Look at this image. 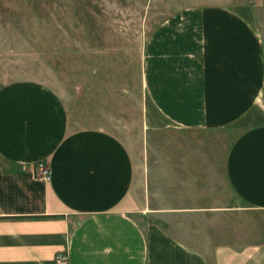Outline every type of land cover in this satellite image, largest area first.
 Segmentation results:
<instances>
[{
    "label": "crops",
    "instance_id": "obj_1",
    "mask_svg": "<svg viewBox=\"0 0 264 264\" xmlns=\"http://www.w3.org/2000/svg\"><path fill=\"white\" fill-rule=\"evenodd\" d=\"M254 8L240 0L191 5L151 31L141 64L142 124L146 130L234 132L223 180L240 209L260 215L264 58ZM38 163L49 169V181L37 174ZM208 178L170 177L178 183L166 188L209 195L215 186L204 182ZM135 179L124 144L103 129L72 130L51 88L30 80L0 86V264H60L58 254L65 264H264L263 219L256 223L241 213L248 221L244 231L232 229V243L218 231L193 247L146 221L164 210L141 203ZM222 208L172 211L221 214ZM213 225L218 230L219 223Z\"/></svg>",
    "mask_w": 264,
    "mask_h": 264
},
{
    "label": "rangeland",
    "instance_id": "obj_2",
    "mask_svg": "<svg viewBox=\"0 0 264 264\" xmlns=\"http://www.w3.org/2000/svg\"><path fill=\"white\" fill-rule=\"evenodd\" d=\"M240 1L255 5L264 58V0ZM205 3L218 0H0V86L37 81L58 95L72 130L99 128L115 136L133 160L136 197L149 209L164 210L146 221L178 240H190L193 247L218 231L225 244L232 243V229L245 230L248 220L241 213L247 211L223 180L235 133L146 130L141 64L147 37L162 20ZM262 96L264 105V90ZM190 173L212 176L204 182L214 183L217 193L186 196V190L166 188ZM170 177L177 179L170 183ZM218 204L229 208L221 214L172 211ZM247 215L256 223L264 220V214Z\"/></svg>",
    "mask_w": 264,
    "mask_h": 264
},
{
    "label": "built area",
    "instance_id": "obj_3",
    "mask_svg": "<svg viewBox=\"0 0 264 264\" xmlns=\"http://www.w3.org/2000/svg\"><path fill=\"white\" fill-rule=\"evenodd\" d=\"M38 172L37 174L40 175V177L45 180L46 182L50 180V174H49V169L44 163H38L37 164ZM56 260L60 264H65L67 260H65V256L58 254L56 256Z\"/></svg>",
    "mask_w": 264,
    "mask_h": 264
}]
</instances>
